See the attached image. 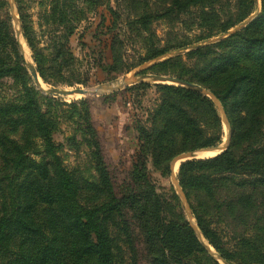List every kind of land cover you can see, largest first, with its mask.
<instances>
[{"label":"trees","instance_id":"16d2710c","mask_svg":"<svg viewBox=\"0 0 264 264\" xmlns=\"http://www.w3.org/2000/svg\"><path fill=\"white\" fill-rule=\"evenodd\" d=\"M54 1L45 21L62 30L51 32L46 54L21 21L35 70L45 83L84 85L87 73L77 68L68 47L81 9L70 4L68 9L75 10L68 17L66 0ZM155 1L161 13L152 15L141 1L138 16L120 20L110 0H98L111 16L109 26L100 22L110 37L111 63L101 56L94 60L109 79L188 44L157 47L150 42L139 62L128 64L121 25L145 29L152 18L175 21L195 9L197 24L207 33L202 40L226 33L254 9V0ZM12 34L0 20V81L9 78L19 88L14 97L0 98V264H124L117 242L126 245L129 264H217L176 212L174 193L159 192L147 171L150 163L160 175H169L176 155L221 141L222 122L213 102L182 85L154 84L160 102L135 121L137 147L125 185L116 190L94 139L98 179L83 180L59 160L62 144L52 140L55 121L38 103L39 91L29 84ZM188 54L195 56L193 67L175 57L147 69L210 90L222 104L231 134L223 152L181 163L178 183L201 236L224 260L264 264V0L259 15L246 26ZM64 75L67 80L57 79ZM150 86L139 82L128 88ZM219 225L230 229L236 244L232 250L222 245Z\"/></svg>","mask_w":264,"mask_h":264},{"label":"rangeland","instance_id":"374dc122","mask_svg":"<svg viewBox=\"0 0 264 264\" xmlns=\"http://www.w3.org/2000/svg\"><path fill=\"white\" fill-rule=\"evenodd\" d=\"M141 1H145V8L152 15L161 13L160 7L158 3L156 4L155 0H110L109 4L118 13L119 19L125 20V18H133L140 14L138 7ZM55 4L56 1L54 0H0V20L10 25V29L13 32L12 35L17 41L19 53L22 56L24 67L29 76V84L39 91L40 98L38 99V103L41 105L42 110L49 112L55 121L52 140L55 143L62 144L61 149L57 151L61 164L83 180L97 181L98 175L95 170V159L92 155V140L94 139L97 141L103 166L116 186V190L119 191L127 181L137 147L134 129L135 121L144 118L160 102V90L153 85L166 84L150 82L146 78H143L142 76L144 75L154 74L147 68L159 61L175 57H179L185 63L184 66L186 68L193 67L195 56H190L189 52L218 42L246 26L259 15L261 0H254V9L240 24L229 29L226 33L216 34L202 40L200 37L205 36L207 33L202 31V28L197 24L195 9H192L190 13L186 12L179 20L175 21L171 17L161 16L152 18L151 23L145 29L137 27V25L130 27L121 25L119 32L125 35L124 55L128 64L138 63L139 58L145 55L150 42L157 47L177 41L187 42L188 44L175 48L160 58L139 64L112 79H109L110 76L101 67L95 66V60L100 56L104 63H111V55L108 49L110 37H107L105 29L103 26H100L102 19H104L105 26L110 25L111 16L108 10L104 6H98V0H66L63 5L66 8L65 12L68 17L69 13L72 15V10H75L68 9L70 4L78 6L81 9V20L76 24L73 35L69 39L68 47L75 57L74 63L77 68L87 73L88 80L84 85L77 83L72 85L45 83L35 70L32 51L24 38L21 21L23 20V24L28 29L33 41L36 42L37 47H41L42 52L46 54V47L50 44L53 37L51 32L55 31L58 33V31L62 30L60 25L57 26L53 23L50 25L45 21V18L49 15L50 8ZM226 10H224V13H226ZM17 11H19L21 20ZM32 68L36 72L37 82L39 80L44 89L72 90L75 88H92L111 83L119 84L123 81L132 83L116 91H106L93 96L81 94L79 96H69L71 94L53 96L36 87L31 75ZM64 76L66 77H58L57 79L59 81L67 80V75ZM139 82H148L152 86L145 89L128 88ZM18 90L19 88L13 85L11 79L7 78L0 81V98L5 97L10 99L16 95ZM208 91L218 100L210 90ZM214 108L222 122L221 141L218 143L221 144L225 141L228 133L226 124H228L229 128L230 124L225 112L226 119L221 117L220 110L215 105ZM200 154L203 153H198L196 158L192 159H204L217 155L216 152L214 155L206 157H202L203 155ZM185 161L176 162V174L179 165ZM147 166L148 175L156 181L158 191L168 193L169 195L174 193L177 200L173 202L176 212L180 211L189 222V226L192 228L206 254L216 261L217 264H236L224 260L218 251L201 236L191 211L189 214L185 203L172 182L171 172L169 175L162 176L150 163ZM179 187L189 206L185 192L180 185ZM218 229V236L221 239L222 245L231 250L233 247H236L235 241L230 239V229L223 225H219ZM117 244L121 246L124 252L122 255L124 264H129L130 259L128 258L129 253L126 245L123 242H117ZM121 249H119L118 253ZM251 264H255V262Z\"/></svg>","mask_w":264,"mask_h":264},{"label":"water","instance_id":"95a60500","mask_svg":"<svg viewBox=\"0 0 264 264\" xmlns=\"http://www.w3.org/2000/svg\"><path fill=\"white\" fill-rule=\"evenodd\" d=\"M31 75L35 81L36 87H38L43 92L51 94L53 96H66L69 94H83V95L93 96V95H97V94H100V93L106 92V91H110V92L116 91V90L122 88L123 86L130 85V83H132V82L123 81L119 84L111 83V84L99 85V86L92 87V88H84V89L83 88H75L72 90H59V89H54V88L43 89L39 86V84L37 82V75H36L34 68H32V70H31ZM142 77L146 78L148 81L154 82V83L178 84V85H182V86L188 87L190 89H193V90L201 93L202 95L208 97L213 102L215 107H217L220 110L221 117L226 119L220 102L208 90H206V89H204V88H202L196 84L187 83V82L178 80L175 77H171L168 75L147 74V75H144ZM226 125H227V129H228V133H227L226 139L223 143L216 144L214 146L207 147V148H201V149H196V150H192V151L182 152V153L176 155L170 162V172L172 175V182H173L176 190L180 194V197L182 198L183 202L185 203L186 209L188 210L189 214H190L189 206L186 203V199H185L183 192L181 191V189L178 185V181L176 178L175 164L177 161H185L188 159L196 158V155L198 153H215L216 152L218 154V153H221L224 150H226L227 145H228V140H229L230 134H231L230 128L228 127V124H226ZM224 264H227V263H224Z\"/></svg>","mask_w":264,"mask_h":264},{"label":"bare ground","instance_id":"6f19581e","mask_svg":"<svg viewBox=\"0 0 264 264\" xmlns=\"http://www.w3.org/2000/svg\"><path fill=\"white\" fill-rule=\"evenodd\" d=\"M38 84H39V86H41V88L43 87L42 83L39 82V80H38ZM79 95L80 94H71L69 96H79ZM81 95H83V94H81ZM86 96H88V95H86ZM200 155H203L202 157H206V156H212V155H214V153H208V154L207 153H203V154H200Z\"/></svg>","mask_w":264,"mask_h":264}]
</instances>
